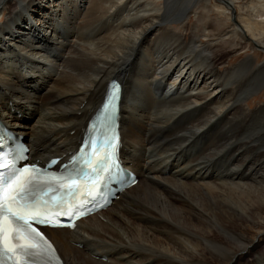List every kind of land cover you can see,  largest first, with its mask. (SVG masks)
<instances>
[{"label": "bare ground", "instance_id": "6f19581e", "mask_svg": "<svg viewBox=\"0 0 264 264\" xmlns=\"http://www.w3.org/2000/svg\"><path fill=\"white\" fill-rule=\"evenodd\" d=\"M196 1L0 0V119L31 160L73 150L108 81L122 82L121 155L139 180L73 230L47 229L66 264H264V105L244 103L264 64L222 70L197 26L175 31ZM205 1L232 18L227 37L264 50L259 0Z\"/></svg>", "mask_w": 264, "mask_h": 264}, {"label": "snow or ice", "instance_id": "6c2138e0", "mask_svg": "<svg viewBox=\"0 0 264 264\" xmlns=\"http://www.w3.org/2000/svg\"><path fill=\"white\" fill-rule=\"evenodd\" d=\"M113 108L104 103L97 134L61 165L59 173L27 163V149L12 145L0 135V257L7 255L11 264H31L35 256L43 254L42 244L51 248L36 225L65 226L52 219H72L75 212L66 210L67 202L79 210L99 195L108 181L119 178L122 170L113 159L119 146L111 130ZM21 160L25 161L22 168L16 165ZM82 182L86 188L83 191Z\"/></svg>", "mask_w": 264, "mask_h": 264}, {"label": "rangeland", "instance_id": "374dc122", "mask_svg": "<svg viewBox=\"0 0 264 264\" xmlns=\"http://www.w3.org/2000/svg\"><path fill=\"white\" fill-rule=\"evenodd\" d=\"M141 1H143L144 3L145 2H148L150 4L152 3L153 6L158 5L161 2H164V0H141ZM250 1L256 2V0H237L236 5L237 4L238 5L247 4ZM212 3L213 2L207 3V5H206L205 0H199V2H197V10H196L197 14H192L190 16V22H188L186 24V26H184V27H180V26H178V28L176 27L175 31H178L179 33H184V35H185L186 33L191 32L193 30V28L195 26H197L196 30H199L198 31L199 37L197 40H201L207 44L209 42L211 44L214 43L215 45H213V50L216 49V51L219 54L221 53L220 54L221 55V61L218 62V67L222 70L224 68H226L227 66H232L234 64H237L246 56H250V58L251 57L253 58V59L251 58L250 64L245 66V72H247L246 74H248L249 69L252 68L253 64L255 65V67H256V65L264 64V50L260 49L259 46L255 47L254 49L251 47L243 48V42L239 38L238 39L234 38V40H233L232 37H227L228 36L227 32H228V30L231 29L232 18L230 20H228L227 17L224 16L223 14L220 15L221 14L219 12L220 10L217 9L216 7H214ZM255 4L258 7H262V6H264V0H259ZM136 5L137 4H135V6ZM84 6L87 7V4H85ZM137 7H140V6L137 5ZM172 10H174V9L170 7V9L167 11V13L171 12ZM5 15H6V11L3 12L2 17L0 18V21L4 20ZM199 15H204V18H203L204 25L200 21H198L196 23V18ZM230 16L232 17L233 13H230ZM236 16H237V13H235V17ZM113 18H114V20H113ZM109 20H110L109 23H111V22L116 23L117 17H112ZM257 22L264 28V17H260ZM129 24L130 23L126 24L127 28L129 27ZM230 31H229V33H230ZM263 33H264V29H263ZM139 58L142 59V54H141V56H139ZM141 63H142V60H141ZM261 68H263V67H261ZM258 91L256 93L249 94L248 97L246 98V101L244 102L245 107L248 110L250 109L248 112L251 114H254L257 109L259 111H261L260 107L262 105H264V88L261 91H259V92ZM241 128H242L241 130H248L245 127H241ZM234 130H240V128L235 127ZM70 133L72 134L73 131H70ZM248 158H252L253 160H256L259 157L256 154V151H252ZM261 159H264V156ZM142 197H143L142 199H147V200L152 201L151 198H149L148 196H142ZM260 216L262 218H264V210L260 213ZM262 225H263L262 227L264 229V223ZM260 227H261V225L256 227V226H253L252 224L246 222L242 225L241 229L248 236L254 237L259 231H261ZM249 259H250V257H249ZM217 264H228V263L226 261L225 262L223 261V263L217 262Z\"/></svg>", "mask_w": 264, "mask_h": 264}]
</instances>
